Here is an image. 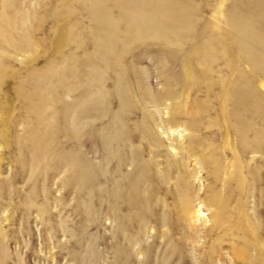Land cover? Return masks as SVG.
<instances>
[{"label":"rangeland","instance_id":"374dc122","mask_svg":"<svg viewBox=\"0 0 264 264\" xmlns=\"http://www.w3.org/2000/svg\"><path fill=\"white\" fill-rule=\"evenodd\" d=\"M0 264H264V0H0Z\"/></svg>","mask_w":264,"mask_h":264},{"label":"bare ground","instance_id":"6f19581e","mask_svg":"<svg viewBox=\"0 0 264 264\" xmlns=\"http://www.w3.org/2000/svg\"><path fill=\"white\" fill-rule=\"evenodd\" d=\"M185 74L187 76L191 77V71L188 68H185ZM176 130H172L171 128L166 129V133L169 132L171 135L175 134ZM180 212L183 214V218L189 223V225L192 227V225H197L200 222L205 221V215L203 213V206L201 204L193 205L192 201L190 200V196L187 194V192L181 190L180 195Z\"/></svg>","mask_w":264,"mask_h":264}]
</instances>
